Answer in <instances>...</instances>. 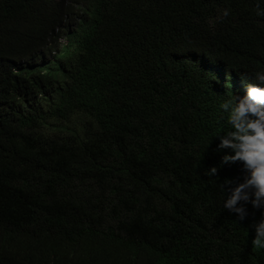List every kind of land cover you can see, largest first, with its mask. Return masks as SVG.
<instances>
[{"label":"trees","instance_id":"obj_1","mask_svg":"<svg viewBox=\"0 0 264 264\" xmlns=\"http://www.w3.org/2000/svg\"><path fill=\"white\" fill-rule=\"evenodd\" d=\"M261 71L264 0H0V264H264L209 174Z\"/></svg>","mask_w":264,"mask_h":264},{"label":"clouds","instance_id":"obj_2","mask_svg":"<svg viewBox=\"0 0 264 264\" xmlns=\"http://www.w3.org/2000/svg\"><path fill=\"white\" fill-rule=\"evenodd\" d=\"M228 10L223 16H228ZM258 83L241 86L235 100H227L221 108L228 113L232 127L218 138L214 151L221 153L219 163L210 166L209 174L221 172V165H239L240 175L226 178L228 193L224 208L240 222L248 220L251 208L261 212L259 219L250 224L254 230L252 243L264 249V71L255 73Z\"/></svg>","mask_w":264,"mask_h":264},{"label":"rangeland","instance_id":"obj_3","mask_svg":"<svg viewBox=\"0 0 264 264\" xmlns=\"http://www.w3.org/2000/svg\"><path fill=\"white\" fill-rule=\"evenodd\" d=\"M59 36H60L59 39H57V41H55V43H60V42H63L65 40V38H64V32H60L59 33Z\"/></svg>","mask_w":264,"mask_h":264}]
</instances>
